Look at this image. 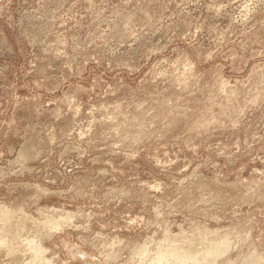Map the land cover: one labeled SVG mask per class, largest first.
<instances>
[{"label":"rangeland","instance_id":"rangeland-1","mask_svg":"<svg viewBox=\"0 0 264 264\" xmlns=\"http://www.w3.org/2000/svg\"><path fill=\"white\" fill-rule=\"evenodd\" d=\"M0 264H264V0H0Z\"/></svg>","mask_w":264,"mask_h":264},{"label":"bare ground","instance_id":"bare-ground-1","mask_svg":"<svg viewBox=\"0 0 264 264\" xmlns=\"http://www.w3.org/2000/svg\"><path fill=\"white\" fill-rule=\"evenodd\" d=\"M209 246V245H208ZM212 247V246H211ZM217 248V247H216ZM206 249V248H205ZM176 250V249H175ZM184 250V249H183ZM210 250V249H209ZM212 250V249H211ZM223 250H224V248H223ZM214 251V250H213ZM174 252V251H173ZM182 253H183V251H181ZM211 252V251H210ZM179 253V252H178ZM217 253V252H216ZM174 254H176V253H174ZM211 255L213 254V252L212 253H210ZM218 254V253H217ZM163 255V254H162ZM172 255V254H171ZM179 255V254H178ZM191 255V254H190ZM161 256V255H160ZM167 256V255H166ZM177 256V255H176ZM180 256V255H179ZM187 256H188V254H187ZM209 256V255H208ZM192 257V259H194L193 258V256H191ZM212 257V256H211ZM177 258V257H176ZM187 258V257H186ZM210 258V257H209ZM213 258H215V257H213ZM165 259V258H164ZM179 260V259H178ZM184 260V259H183ZM185 261V260H184ZM188 261V260H187ZM182 262V261H181Z\"/></svg>","mask_w":264,"mask_h":264}]
</instances>
